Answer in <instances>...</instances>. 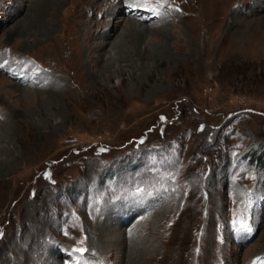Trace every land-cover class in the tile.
Masks as SVG:
<instances>
[{
	"label": "rangeland",
	"instance_id": "1",
	"mask_svg": "<svg viewBox=\"0 0 264 264\" xmlns=\"http://www.w3.org/2000/svg\"><path fill=\"white\" fill-rule=\"evenodd\" d=\"M68 1L0 0V264H128L112 232L139 264H264V172L224 159L264 143V0ZM127 19L148 31L118 39ZM141 151L174 177L144 180V204L97 184Z\"/></svg>",
	"mask_w": 264,
	"mask_h": 264
},
{
	"label": "bare ground",
	"instance_id": "2",
	"mask_svg": "<svg viewBox=\"0 0 264 264\" xmlns=\"http://www.w3.org/2000/svg\"><path fill=\"white\" fill-rule=\"evenodd\" d=\"M209 1V3H210V1L211 0H208ZM25 2V1H24ZM202 2H203V7H204V9H205V5H207V4H205L206 3V0H202ZM117 3H119V0H118V2ZM71 5L72 4V0H69L68 1V5ZM210 5V4H209ZM22 6L23 5H21L20 4V2H18V1H16V4H15V6L14 7H11V9L10 10H7V17H9V16H11V13L12 12H14V11H16V12H18L19 11V9L20 8H22ZM197 6V5H196ZM63 9H65V8H63ZM113 10V9H112ZM115 10V9H114ZM113 10V11H114ZM203 10V9H202ZM40 11V10H39ZM39 11H38V9H36V11H35V14H34V16H33V19H32V21H30L29 22V24H31V22L32 23H40L39 21H38V19H40V14H39ZM56 11V9H55V7L54 6H52L51 8H50V12H49V14H48V16H47V22L48 23H51V22H53L52 20H51V17H52V15H54V12ZM202 13H205V11H203ZM106 14V13H105ZM114 14H116V13H114ZM150 14V13H149ZM106 16H108V15H106ZM119 18V17H118ZM130 19V18H129ZM43 20V19H42ZM57 20H59V19H57ZM124 20V19H123ZM136 20V19H135ZM163 22H164V19H161ZM93 21V20H92ZM127 22H123V25H122V30L120 31V33L118 34V39H122L125 35H126V33L124 32V30L127 32V34L128 33H134V34H143L144 32L146 33L148 30H146V28H143V27H141V25L138 23H136V22H134V21H132V20H126ZM137 21V20H136ZM46 22V23H47ZM150 23V22H149ZM41 24V23H40ZM100 24V23H99ZM106 24L108 25V24H110L111 26H113V24H114V26L115 25H117L118 23L117 22H115L114 23V20L111 18V19H109L107 22H106ZM122 24V23H121ZM121 24H119V25H121ZM42 26V25H41ZM49 26V25H48ZM162 25H160L159 26V28L158 29H162V28H164V27H161ZM95 27H97V26H95ZM149 27V26H148ZM158 27V26H157ZM15 28L16 27H14L12 30H11V32L12 31H14L15 30ZM22 28V27H21ZM41 28V27H40ZM104 28H106V27H104ZM103 28V29H104ZM116 28V27H115ZM90 29V28H89ZM124 29V30H123ZM155 29V28H154ZM106 30V29H105ZM47 31V28L43 25V27L41 28V30H40V32H39V34H41V35H44L45 34V32ZM72 31V30H71ZM78 31V30H77ZM99 31H101V30H99ZM104 32V31H103ZM111 32V31H110ZM48 33V32H47ZM95 33V32H94ZM125 33V34H124ZM103 35H106L105 33H102ZM57 35V34H56ZM62 35V34H61ZM91 35V34H90ZM55 36V35H54ZM100 39V38H99ZM105 43H106V41H104V40H101V41H97V42H95V44H93L92 45V50L94 49V50H96V51H101V48H102V46L103 45H105ZM66 44V43H65ZM120 44V43H119ZM114 45H115V48H117L118 50H117V53H118V51H120L121 50V47H119L118 46V41H116V43L114 42ZM113 45V46H114ZM90 49V48H89ZM89 51V50H88ZM114 47H112L111 48V50L110 51H108V56H109V58H110V60H111V58H112V56H114L115 55V53H114ZM101 56V55H100ZM106 59H108V58H106ZM109 60V61H110ZM108 61V60H107ZM108 61V62H109ZM2 80H0V82H1ZM15 85V84H14ZM15 87V86H14ZM20 88V87H19ZM130 206V205H129ZM124 207V206H123ZM123 207L122 206H119V208L118 209H120V210H123ZM155 207V206H154ZM125 208V207H124ZM152 208V207H151ZM127 210V209H126ZM144 210V209H143ZM128 211V210H127ZM129 215V214H128ZM132 216V215H131ZM98 226H99V224H98ZM119 227V226H118ZM96 229V228H95ZM95 229H93L94 230V232H95V234L97 233V231H100L98 228V230H95ZM131 231V230H130ZM105 233V232H104ZM106 233H108V232H106ZM123 234H124V231H123ZM126 234V233H125ZM120 235V234H119ZM130 235V234H129ZM142 235V234H141ZM127 236V235H126ZM149 237V236H148ZM124 240V239H123ZM123 240H121L122 241V247H120V248H114V246H116V244L117 243H119L120 242V239H119V236H117V233H115V232H112V233H110V234H105L104 236H103V238H101V239H99L98 240V242H99V244L103 247H105L106 249L107 248H111L110 250H108V252L109 253H111V255L112 254H116V253H118V252H120V253H122V249L124 248V251L126 252L128 249H129V254L127 255L128 256V259H129V262H128V264H139V259L137 258V256H135L134 254H132V250L133 249H135V247H136V245H134V244H137V243H135L134 241H131V242H129L128 244H125L124 245V241ZM146 241H147V239H146ZM126 242V241H125ZM108 245V246H106V245ZM131 244H133L134 246L133 247H131ZM145 245V244H144ZM54 247V246H53ZM56 247V246H55ZM128 248V249H125V248ZM112 248H114V249H112ZM146 249H148V248H146ZM101 252V251H100ZM103 253V252H102ZM124 254V253H123ZM126 254V253H125ZM125 256V255H124ZM48 257H49V254H48ZM48 257H45L47 260L49 259ZM99 257V256H98ZM56 261V260H55ZM11 262H13V261H11ZM22 262V261H21ZM14 263V262H13ZM47 263H50V264H54L52 261H47L46 262V264ZM98 263H99V261H98ZM12 264V263H11ZM60 264V263H59Z\"/></svg>",
	"mask_w": 264,
	"mask_h": 264
},
{
	"label": "trees",
	"instance_id": "3",
	"mask_svg": "<svg viewBox=\"0 0 264 264\" xmlns=\"http://www.w3.org/2000/svg\"><path fill=\"white\" fill-rule=\"evenodd\" d=\"M240 157L242 159H244L248 163L249 162L251 163L254 160L259 165V167L262 170H264V143L258 142V141H254L252 143V146L249 148V150H247L246 152L242 153L240 155ZM144 161L145 160H143L142 156L141 157H139V156L136 157V159L134 161L130 160L129 163H131L130 166L132 167V171H133V168L137 167V166H138V168H143L144 166L142 167V162L144 163ZM139 162H141V163H139ZM136 163H139V164H137V166H135ZM112 174H114V173L111 172L109 174V176L112 175Z\"/></svg>",
	"mask_w": 264,
	"mask_h": 264
},
{
	"label": "snow or ice",
	"instance_id": "4",
	"mask_svg": "<svg viewBox=\"0 0 264 264\" xmlns=\"http://www.w3.org/2000/svg\"><path fill=\"white\" fill-rule=\"evenodd\" d=\"M239 227H240L241 229H246L247 231H251V227H250V225H248V224L241 223V224L239 225Z\"/></svg>",
	"mask_w": 264,
	"mask_h": 264
}]
</instances>
